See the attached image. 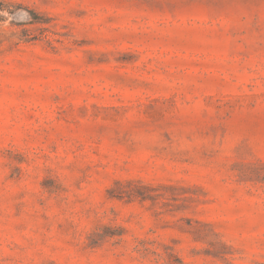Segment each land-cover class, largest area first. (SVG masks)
<instances>
[{
    "label": "rangeland",
    "instance_id": "374dc122",
    "mask_svg": "<svg viewBox=\"0 0 264 264\" xmlns=\"http://www.w3.org/2000/svg\"><path fill=\"white\" fill-rule=\"evenodd\" d=\"M0 264H264V0H0Z\"/></svg>",
    "mask_w": 264,
    "mask_h": 264
},
{
    "label": "trees",
    "instance_id": "16d2710c",
    "mask_svg": "<svg viewBox=\"0 0 264 264\" xmlns=\"http://www.w3.org/2000/svg\"><path fill=\"white\" fill-rule=\"evenodd\" d=\"M119 183V182H117ZM108 193L111 197H116V181H115V187L114 188H109Z\"/></svg>",
    "mask_w": 264,
    "mask_h": 264
}]
</instances>
